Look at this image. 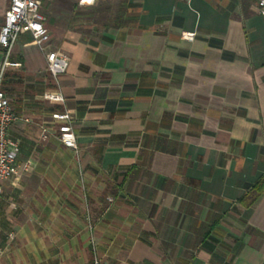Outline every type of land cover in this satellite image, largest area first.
Listing matches in <instances>:
<instances>
[{"label": "crops", "instance_id": "obj_1", "mask_svg": "<svg viewBox=\"0 0 264 264\" xmlns=\"http://www.w3.org/2000/svg\"><path fill=\"white\" fill-rule=\"evenodd\" d=\"M116 5L120 21L74 42L45 20L70 61L58 86L28 33L12 48L1 89L30 170L2 183L5 264H264V191L250 197L264 181L256 0ZM58 112L76 149L58 140Z\"/></svg>", "mask_w": 264, "mask_h": 264}, {"label": "built area", "instance_id": "obj_2", "mask_svg": "<svg viewBox=\"0 0 264 264\" xmlns=\"http://www.w3.org/2000/svg\"><path fill=\"white\" fill-rule=\"evenodd\" d=\"M79 8H88L95 5L96 0H76ZM258 15L264 21V0H256ZM21 33H28L44 55L46 71L56 86L59 78L69 68V58L60 49L51 47L50 33L45 25V18L40 12L39 0H9L4 14L3 23L0 26V47L4 52V59L0 65V202L2 200V183L7 180L20 179L30 170L29 162H20L19 144L9 136L11 126L19 119L12 104L1 89L4 69L10 65L9 57L12 48ZM182 38L192 41L194 33H182ZM43 99L52 102H63V96L57 91H48L42 95ZM52 119L57 122L58 140L68 148L76 149L75 136L72 131L71 118L63 112L52 114ZM45 129L42 138L45 139ZM111 200V199H108ZM87 226L92 230L90 216H86ZM93 246V251H94ZM91 264H102L97 256H94Z\"/></svg>", "mask_w": 264, "mask_h": 264}, {"label": "rangeland", "instance_id": "obj_3", "mask_svg": "<svg viewBox=\"0 0 264 264\" xmlns=\"http://www.w3.org/2000/svg\"><path fill=\"white\" fill-rule=\"evenodd\" d=\"M75 1L39 0L40 12L45 20L51 22L57 33H64L68 40L73 42L75 39L81 40L91 35L93 30H102L104 24L111 26L116 22L115 18L118 16L116 0H99L88 8L75 7ZM57 40L62 48L66 47L65 41L59 38ZM1 245H5V240ZM6 253L0 250V264H5Z\"/></svg>", "mask_w": 264, "mask_h": 264}, {"label": "trees", "instance_id": "obj_4", "mask_svg": "<svg viewBox=\"0 0 264 264\" xmlns=\"http://www.w3.org/2000/svg\"><path fill=\"white\" fill-rule=\"evenodd\" d=\"M75 7H78L76 3H75ZM121 19H122L121 15L115 18L116 21H120ZM103 27L107 28L108 26L104 24ZM262 191H264V181H259L255 184V186L253 187L250 193V197L252 198V200L256 199L262 193Z\"/></svg>", "mask_w": 264, "mask_h": 264}]
</instances>
